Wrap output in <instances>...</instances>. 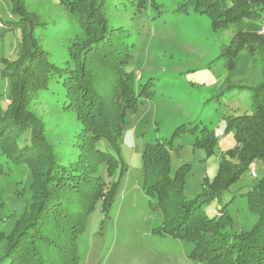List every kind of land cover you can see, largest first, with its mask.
<instances>
[{"label": "rangeland", "instance_id": "rangeland-1", "mask_svg": "<svg viewBox=\"0 0 264 264\" xmlns=\"http://www.w3.org/2000/svg\"><path fill=\"white\" fill-rule=\"evenodd\" d=\"M17 1L22 12L36 22L34 38L49 54V60L59 65L66 59L74 63L88 40L80 26L85 21L84 2L68 9L58 0ZM198 1L188 5L187 0H104L101 15L107 29L122 27L125 41L133 47L128 70L133 73L136 93L146 84L152 95L139 99L124 112L114 149L100 141L98 148L112 159L109 171L104 172L103 166L110 159L104 161L105 157L98 165L94 161L96 150L91 152L92 168L96 166L92 175H104V196L110 204L103 199L93 204L77 239L75 264H206L191 258V243L163 233L162 214L150 205L154 200L143 191L142 152L148 143L170 141L180 125L213 132L216 142L209 150L196 145L189 134L172 141L170 176L181 169L182 193L187 199L213 182L222 159L237 162L231 157L236 142L226 118L252 113L251 97L264 79V64L261 55L244 50L229 69L221 55L234 35L264 34V26L260 29L261 22L246 19L214 32L209 16L193 7L207 8V2ZM11 9L8 0H0L2 22L16 20ZM22 37L20 27L0 35V102L6 97V74L23 58ZM229 85L245 88L227 91ZM62 107L45 101L36 103L32 111L46 144L75 158L87 145V138L80 119ZM253 165L256 179L249 170L244 171L218 198L204 205L210 218L221 208H228L231 227L225 229L224 236L230 243L239 242L236 233L250 230L259 221L248 205L259 203L261 198L248 197V193L264 178V160L256 159ZM27 166L12 169L0 156V251L11 228L30 211L31 176Z\"/></svg>", "mask_w": 264, "mask_h": 264}, {"label": "trees", "instance_id": "trees-1", "mask_svg": "<svg viewBox=\"0 0 264 264\" xmlns=\"http://www.w3.org/2000/svg\"><path fill=\"white\" fill-rule=\"evenodd\" d=\"M8 1L16 20L2 22L0 18V35L20 27L23 58L6 74V97L0 102V156L12 169L28 165L31 195L30 211L11 228L0 251V264H75L77 239L93 204L101 199L110 204L104 196V175H92L96 166L92 168L91 152L96 150L94 161L98 165L99 160L110 159L111 163L103 166L104 172L109 171L112 159L98 148L100 141L114 149L124 112L152 93L146 84L136 93L133 73L128 70L133 47L125 41L127 35L122 27L107 29L101 15L104 0H58L68 9L84 2L85 21L80 26L88 35L74 63L66 59L63 65L50 61L49 54L38 46L34 38L36 22L22 12L19 2ZM187 1L188 5L199 2ZM203 1L207 8L193 7L209 16L214 32L246 19L261 22L260 29L264 26V0ZM244 50L261 55L264 64V34L258 31L234 35L221 55L227 60V68L233 67ZM244 88L229 85L226 90ZM45 101L63 105L80 119L87 145L79 149L75 158L68 151H55L40 134L32 108ZM251 110V114L226 118L236 142L231 157L237 162L222 159L213 182L193 199L183 196L181 169L170 176L169 150L174 139L187 134L194 136L196 145L209 150L216 142L212 131L180 125L170 141L148 143L142 152L143 191L154 200L150 205L162 214L163 233L191 243V258L206 264H264V178L257 189L248 193V197L261 198L259 203L248 205L259 221L250 230L236 233L239 242L230 243L224 236L225 229L231 227L226 206L212 218L204 212V205L218 198L242 172L249 170L250 164L256 159L264 160V79L253 90ZM252 178L256 179V175Z\"/></svg>", "mask_w": 264, "mask_h": 264}, {"label": "built area", "instance_id": "built-area-1", "mask_svg": "<svg viewBox=\"0 0 264 264\" xmlns=\"http://www.w3.org/2000/svg\"><path fill=\"white\" fill-rule=\"evenodd\" d=\"M250 175L255 177V172H254V165L252 164L251 167H249Z\"/></svg>", "mask_w": 264, "mask_h": 264}]
</instances>
